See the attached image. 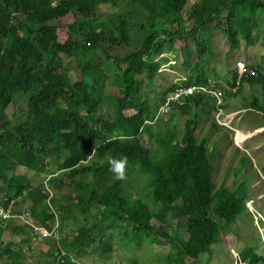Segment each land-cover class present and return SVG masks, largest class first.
Here are the masks:
<instances>
[{
	"label": "trees",
	"instance_id": "1",
	"mask_svg": "<svg viewBox=\"0 0 264 264\" xmlns=\"http://www.w3.org/2000/svg\"><path fill=\"white\" fill-rule=\"evenodd\" d=\"M191 1L196 27L189 36L198 39V63L189 39L166 29ZM259 20L264 21V0H0V198L28 204L35 223L49 230L56 217L63 232L69 224L85 223L74 238L59 243L66 252L64 264H77L72 256L110 257L117 231L119 249L127 245L147 253L165 239L179 244L180 255H153L148 263L201 264L220 244L219 221L233 225L249 212L247 186L236 182L234 192L216 188L210 140L196 136L201 121L196 112L208 106L209 97L174 105L169 122L157 118L177 90L215 84L200 73L158 95L156 104L144 88L161 72L156 61L170 62L167 54L182 52L188 69L204 72L212 44L202 36L223 29L224 22L233 52L244 42L253 45ZM110 62L114 80L104 67ZM248 68L242 80L239 69L233 72L230 90L221 88L243 102L250 89L249 109L264 118V61ZM112 80L114 91L108 92ZM181 119L187 123L180 139L176 124ZM157 129L162 130L158 137ZM214 129L225 131L216 123ZM114 159L125 162L123 180L110 170ZM50 161L59 175L50 173ZM19 170L40 176L43 187L36 188ZM142 184L148 193H141ZM47 188L62 195L50 205ZM90 217L94 224L87 226ZM179 219L186 221L187 240L170 237L165 229ZM12 221L0 219L2 262L27 264L24 246L33 238L21 246L3 242ZM54 245L49 243L46 256L52 264L61 255ZM240 254L246 264H264V257L251 250ZM130 263L142 264L135 255Z\"/></svg>",
	"mask_w": 264,
	"mask_h": 264
},
{
	"label": "rangeland",
	"instance_id": "2",
	"mask_svg": "<svg viewBox=\"0 0 264 264\" xmlns=\"http://www.w3.org/2000/svg\"><path fill=\"white\" fill-rule=\"evenodd\" d=\"M194 3V1L189 2L183 14L179 17V20L174 24H171L172 26H169L166 29L173 31L174 33H181L189 39V45L194 53L193 63H198V39H196L194 36H189V34L196 27V21L193 18L192 13L194 9L192 7ZM120 7L121 10H124L125 8L124 4L120 5ZM145 20L148 22L146 17ZM163 26L160 25L162 29ZM222 26L223 29L217 28L212 33L204 32V35L202 36L203 40L210 39L212 44L210 56H206L205 59L206 63H204V72H202V69L199 71L196 69L191 70V68L188 69L185 64V58L182 52L167 54L164 56L166 59L170 60L168 64H166L167 62H164L161 58V60L156 61H159V63L162 65L161 72L156 77L153 85L145 86L144 88L145 92L153 103L156 104L158 95L161 96L170 88L184 84L183 81H190L191 78L196 79L195 76L198 77V74L200 73H205L208 75L210 81H212V83H214L215 87L218 89H220L219 86H223L226 90H230L229 83L233 81L232 74L233 72L240 69V65H245L246 67L251 68L257 67L263 63V20H259L255 24V43L249 46L246 42H244L241 49L236 52L232 51L231 43L228 40L227 35L224 33L228 26L227 22H224ZM104 67L107 69V71L109 70L111 74L110 79H113L115 75L111 71L114 70L115 65L110 62L105 63ZM193 67H195V64H193ZM121 68L125 70L127 67L124 66ZM113 80L107 84L106 90L108 92L114 91L112 84ZM226 92H223L226 99L225 112L227 117L230 116L231 118L228 119L230 121L225 122L224 127L229 126L232 131L227 128H222L218 125L217 120L224 112L221 111V113H219L218 111V113L215 114L217 112L216 108H219V106L217 105L216 107L213 99L208 98V106L206 108L200 109L199 112H196L201 117V121L199 122V130L196 136H198L200 139L207 138L210 140V151L212 152V158H214V179L217 189L225 187L229 191L234 192L236 182H238V186L240 184L246 183L249 195V205H246L249 209V212L233 225H227L224 222L219 221L222 234L220 244L215 247L214 253L211 256L205 257L201 260V264H246L240 254L244 248L251 250L253 253L259 254L261 257H264V211L261 210L262 206H264V118L263 115L249 109L250 104L252 103V98H250V94L252 92L250 89L246 88L245 90L244 96L247 98L245 102H243V98L236 101L230 96L228 91ZM255 93L256 96L258 95L257 98L260 99L262 93L261 87L256 88ZM22 104H25V99L24 101L22 100ZM219 110L221 109L219 108ZM105 111L106 108L104 106L100 112L101 117L105 116ZM167 116L168 117L166 118V121L169 122V115ZM220 121L222 123V120ZM186 123L187 119H181L179 120V123L176 124L179 129L178 135L180 139L183 136L184 129H186ZM214 123H216L225 131L220 134L215 132ZM158 133H162V130H156L157 137ZM145 146L151 148V142L147 140L145 142ZM50 165V173L54 172V174L59 175L55 166V162L50 161ZM17 174L29 177L35 183L36 188L43 187V185H41L43 182L41 177L35 173H30L28 170H19ZM238 177L240 178V181ZM51 178L46 180L44 184L49 183ZM141 189V193L146 194L149 192L144 184L141 185ZM46 193L47 196H49L51 193H54L56 199H59L62 196L61 193H57V191L54 189H50L49 191H46ZM133 195L135 198L137 197L136 193H133ZM2 199L0 198V201ZM21 203L23 206H21ZM87 206V202L82 203V207L84 209ZM249 206L251 207L252 211L250 210ZM30 207L28 204L20 200L17 205V211L30 212ZM93 220L94 219L90 217L89 224L87 226H92L94 224ZM153 223L157 227L160 226V224L156 221H153ZM84 224L85 223L82 221L78 226L69 224L66 227L65 232H63L62 238H74V236L77 234L78 227ZM185 224L186 221L184 219L172 221L170 224L171 227L165 226L168 236H175L177 239L187 240L188 234L185 230ZM10 226L12 229H10L7 235L4 236V243L22 242V240H26L23 238H15L14 236L18 234L15 232L14 228L16 226H23L22 224L12 221L10 222ZM117 232L116 244L120 245V237L119 233ZM163 242L164 245L157 247L155 251L154 248L148 249L147 253L145 252V249L135 251L130 247L129 250H127V245L122 246V251V249L117 248L116 245V251L110 257H102L97 254L92 258L77 259L75 256H72V259L77 264H131L130 259L133 255H135L141 260L142 264H151L145 260L149 259L153 255H156L159 258H166L169 253H173L175 256L180 255L179 244H174L170 242L169 239H165ZM23 244H25V242ZM58 246L59 250L65 251L63 247L59 245V243ZM24 249L27 257L29 258L27 264H52L51 260L43 257L38 252V250L41 249V245L37 244L35 249L29 248L27 245V247L24 246ZM32 249L33 253H30ZM45 259H47V261ZM2 261L3 260L0 256V264H3Z\"/></svg>",
	"mask_w": 264,
	"mask_h": 264
},
{
	"label": "built area",
	"instance_id": "3",
	"mask_svg": "<svg viewBox=\"0 0 264 264\" xmlns=\"http://www.w3.org/2000/svg\"><path fill=\"white\" fill-rule=\"evenodd\" d=\"M249 68L246 67L245 65H240L239 69V75H240V80H242L246 75L248 74ZM240 82V81H239ZM241 84H239V87ZM239 87L234 91L235 93H238ZM208 95L213 99H216L218 102V106L221 110H219V113L224 112L222 110V107L224 106L225 103V96L223 94V91H217V90H210L207 88H200V87H194L191 89H184V90H177L176 92L172 93L165 104V106L160 110L158 120L165 119L167 115H171L173 111V106L174 105H181L184 106L186 101L188 99H194L197 98L198 96H205ZM218 108V109H219ZM222 120V123L221 121ZM218 124L220 126H225V118H224V113L218 118L217 120ZM17 201L16 200H11L7 196L3 197V199L0 201V219L1 220H20L22 223H25L26 225H30L33 227L35 235L38 236V238L42 240H51V239H58L59 238V225H58V217H56V223L54 225V228L49 231L45 228H39L36 227V225L29 220L26 215L21 214L17 211Z\"/></svg>",
	"mask_w": 264,
	"mask_h": 264
},
{
	"label": "clouds",
	"instance_id": "4",
	"mask_svg": "<svg viewBox=\"0 0 264 264\" xmlns=\"http://www.w3.org/2000/svg\"><path fill=\"white\" fill-rule=\"evenodd\" d=\"M212 86L211 87H209V88H207V87H200V88H207V89H210V90H217V91H223L222 90V88L221 87H223V86H219V88L220 89H218L217 87H215V85H213V84H211ZM224 92V91H223ZM198 97H209L210 99H213V98H211L210 96H208V95H205V96H198ZM197 97V98H198ZM195 99V98H194ZM213 101L216 103L217 102V100L216 99H213ZM218 103V102H217ZM216 105V104H215ZM225 107H226V100H225V103H224V106L222 107V110L224 111V118H225V120L226 121H230V120H228V119H230L231 117L230 116H228L227 117V115H226V112H225ZM218 111H219V109H218ZM218 111L216 112V114L218 113ZM159 116V115H158ZM170 116V115H169ZM168 117V116H167ZM166 117V118H167ZM165 118V119H166ZM162 120V119H161ZM157 122H158V118H157ZM219 125V124H218ZM220 126V125H219ZM220 127H222V128H227V129H229V130H231L232 131V129L229 127V126H227V127H224V126H220ZM236 138H237V136H236ZM236 138H235V140H236ZM111 167H110V170L112 171V173L114 174V176H115V179H117V180H123L124 178H125V162L124 161H121V160H112L111 162ZM48 184L49 183H46V187L48 186ZM50 189H48L47 188V191H49ZM50 196H51V198L49 199V201H48V203H47V205L49 204H51L50 202L52 201V199L53 198H55V195H54V193H51L50 194ZM264 196V195H263ZM260 200H261V198H260ZM263 200H264V198H263ZM17 201V204H18V202L20 201V200H16ZM246 204H248L249 205V202H248V200L246 201ZM262 206V205H261ZM248 208V207H247ZM249 208H250V210H251V207L249 206ZM249 210V209H248ZM261 210L262 211H264V206H262V208H261ZM252 211V210H251ZM19 212V211H18ZM19 213H21V214H24V215H26V217L28 218V216H27V214L25 213V212H19ZM60 218L58 217V220H59ZM13 221H20V220H13ZM32 221V220H31ZM56 221V219L53 221V225H52V229L54 228V225H55V222ZM21 222V221H20ZM35 225H36V227H39V228H45V227H40V226H38L36 223H35V221H32ZM23 224H25V223H23ZM26 225V224H25ZM58 225H59V229H58V232H59V238L58 239H51V240H42V239H40V238H38V236L37 235H35V233H34V230H33V227H31L30 225H27V226H29L31 229H32V235H33V239H32V241H31V244L29 245V248H32V244L34 243V241L36 242V245L37 244H40L41 246H45L46 248H44V251H46V253H44L42 256L43 257H46L47 256V254H48V250H49V243L50 244H56V245H54V246H57L58 245V243H60L61 242V240L63 239L62 237H63V231L61 230V222H60V220H59V222H58ZM45 229H47V228H45ZM51 229V230H52ZM47 230H49V229H47ZM51 230H49V231H51ZM32 238V237H31ZM39 241H41V242H39ZM43 242V243H42ZM60 252H61V255H59V254H56V256H57V258H58V263H56V264H60L59 262H61L62 264H64V261H63V257L64 256H66V252L65 251H61L60 250ZM30 253H33V250H31L30 251ZM47 258V257H46ZM50 260V259H49Z\"/></svg>",
	"mask_w": 264,
	"mask_h": 264
},
{
	"label": "crops",
	"instance_id": "5",
	"mask_svg": "<svg viewBox=\"0 0 264 264\" xmlns=\"http://www.w3.org/2000/svg\"><path fill=\"white\" fill-rule=\"evenodd\" d=\"M242 134H244V133H242ZM21 206H23L22 203H21ZM24 211H25V210H24ZM25 213L27 214L29 220L35 221L33 218H31V215H30L31 212L25 211ZM16 222L22 224L23 226H16V227L14 228V229H15V232L18 233L17 235H14L15 238H23V239H26V240H25V241L22 240V242H7L6 244H9V243H16L17 245H20V246H21V244H23L24 242H25V243L27 242V244H29V239H31V237L33 238V235H32V229H31L29 226L23 224V223L20 222V221H16ZM17 227H18L19 229H17ZM6 228H7V229H6V233H5V235H7L8 231H9L10 229H12L11 226H7ZM26 231H27V232H26ZM39 242H41V241H39ZM42 243H43V242H42ZM39 245H40V244H39ZM28 246H29V245H28ZM35 246H36V242L34 241V243L32 244V248L35 249ZM26 247H27V246H26ZM44 248H46V247H45V246H41V249L38 250V252H39L40 254H42V255H43L44 253H46V251H44ZM33 249H32V250H33ZM26 255H27V254H26ZM26 257H27V256H26ZM45 260L47 261V259H45Z\"/></svg>",
	"mask_w": 264,
	"mask_h": 264
},
{
	"label": "bare ground",
	"instance_id": "6",
	"mask_svg": "<svg viewBox=\"0 0 264 264\" xmlns=\"http://www.w3.org/2000/svg\"><path fill=\"white\" fill-rule=\"evenodd\" d=\"M181 110V109H180ZM103 163V162H102ZM98 179V178H97ZM1 223V222H0ZM8 223V222H7Z\"/></svg>",
	"mask_w": 264,
	"mask_h": 264
}]
</instances>
